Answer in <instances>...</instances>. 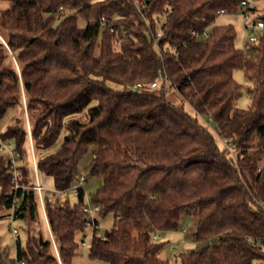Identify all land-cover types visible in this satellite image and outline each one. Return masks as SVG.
Instances as JSON below:
<instances>
[{"label": "trees", "instance_id": "1", "mask_svg": "<svg viewBox=\"0 0 264 264\" xmlns=\"http://www.w3.org/2000/svg\"><path fill=\"white\" fill-rule=\"evenodd\" d=\"M0 1L9 2L0 12V120L15 109L0 138L21 156L17 188L0 156V218L22 220L27 232L25 245L15 235V255L0 241V264H77L76 235L84 242L87 229L90 264H170L159 256L161 233L184 217L203 245L181 252L182 264H264V29L246 52L234 24L215 23L243 0ZM237 68L252 82L246 108ZM169 86L204 123L167 97ZM84 111L87 120L75 117ZM91 147L90 174L103 184L88 198L81 187L73 204L45 194V216L32 149L40 174L63 190ZM88 203L101 207L98 228L85 225Z\"/></svg>", "mask_w": 264, "mask_h": 264}, {"label": "rangeland", "instance_id": "2", "mask_svg": "<svg viewBox=\"0 0 264 264\" xmlns=\"http://www.w3.org/2000/svg\"><path fill=\"white\" fill-rule=\"evenodd\" d=\"M9 4L7 1H0V12L2 8L6 7ZM252 7H255V12H250L248 15L247 22H256L258 21V15L264 11V0H252ZM216 24H234L237 37L235 40V45L245 50L246 52H250V41H249V30L246 27V20L244 19L242 11H238L236 13H221L217 16L215 20ZM258 32V31H257ZM234 78L242 84L243 88L241 91V95L237 99V105L242 108L248 107L250 103V95L248 92V87L251 85V81L245 76L244 71L241 68H237L233 72ZM117 87V84H114ZM157 91V89H155ZM167 97L174 103H179L184 106L186 110H188L194 116H197L199 121L205 122L204 119L199 116L194 108L190 105V103L184 99L174 87H168L167 89ZM87 112L75 115L76 118H80L82 120H87ZM15 117V109L10 108L4 118L0 120V129L6 128L8 125L12 124L13 118ZM27 121V120H26ZM29 121V120H28ZM64 133L60 137V141L63 138ZM217 140L221 146H223V142L219 136H217ZM59 141V143H60ZM95 147H91L89 152L85 155L79 165V172H84L86 174V181L83 184V188L86 192V198H88L98 187L103 184V178L93 176L90 174V166L91 160L94 155ZM28 159L30 158L27 156ZM35 158V151L31 152V159ZM45 185L53 190L54 182L51 177H43L42 178ZM68 198L71 204L76 202V194L74 192H69ZM53 199H56L54 197ZM114 222V216L109 214L105 218H100V230L103 232L106 228H109ZM194 223L195 220L190 217H184L182 220L181 227L178 230H172L167 233H161V239L159 241L164 242V246L159 252V256L162 259H168L170 264H182L179 254L184 251H188L203 245V243L197 242L193 237L194 231ZM15 227L19 231V238L21 240V244L25 245L27 239V232L24 229V223L22 220L11 221L9 218L2 217L0 218V241L3 246H5L11 255L16 254V236L12 232L10 227ZM39 223L34 224V228H38ZM34 229V230H35ZM185 229V236L182 235L181 230ZM36 231H33L35 234ZM83 233L77 232L76 238L79 241L78 254L74 258L75 263L77 264H90L92 260L89 258L88 250L91 241V232L90 229L86 230V237L84 242H81Z\"/></svg>", "mask_w": 264, "mask_h": 264}, {"label": "built area", "instance_id": "3", "mask_svg": "<svg viewBox=\"0 0 264 264\" xmlns=\"http://www.w3.org/2000/svg\"><path fill=\"white\" fill-rule=\"evenodd\" d=\"M134 1L137 6L139 7L143 6V2L141 0H134ZM251 3H252V0H243L242 4L244 8L242 9V13H243L244 19L246 20V27L249 30V41L256 42L259 39V34L261 30L264 29V21L258 20L256 22L255 21L247 22L248 15L251 12L250 11V7H252ZM219 13L221 14L223 13V11H219ZM161 35H162V32L159 31L157 33V36L155 37L156 46H159L160 44ZM201 35L208 36V32L204 31L202 34L196 33V36H201ZM163 79L164 77L161 74H159V77L150 84V88L153 89V88L158 87V85ZM142 86H143L142 83L136 84V87H142ZM233 151H235V149H233ZM0 156H8L10 158V161L12 164L11 171L13 175L12 182L15 183V188H17L19 186L17 183V176H18L17 162L21 157L20 154L14 149L13 144L11 142L3 141L0 138ZM33 172H34V177L36 179V185L34 187L38 191V198L40 200L45 216H46L45 206H44V195L45 194L51 197L59 196L62 198H66L69 192H74L76 194L79 191V189L83 187V184L85 183V179H86L85 173L82 172L78 175L77 182L72 187L68 189H63V190H57V189L51 190L43 182L42 178L45 177V175L40 174L35 158L33 159ZM83 210L88 214L87 219L85 220V225L91 228H98V223L96 222V216L101 213V207L99 205H92L88 203L84 205ZM11 229L15 235H18L19 231L17 228L11 226ZM155 238H157V236H155ZM20 264H23V262H21Z\"/></svg>", "mask_w": 264, "mask_h": 264}]
</instances>
